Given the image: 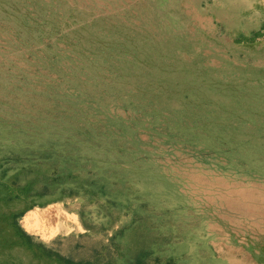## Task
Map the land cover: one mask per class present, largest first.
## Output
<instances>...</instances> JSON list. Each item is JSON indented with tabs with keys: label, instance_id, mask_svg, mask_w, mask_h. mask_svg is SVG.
I'll return each mask as SVG.
<instances>
[{
	"label": "rangeland",
	"instance_id": "rangeland-1",
	"mask_svg": "<svg viewBox=\"0 0 264 264\" xmlns=\"http://www.w3.org/2000/svg\"><path fill=\"white\" fill-rule=\"evenodd\" d=\"M0 264H264V0H0Z\"/></svg>",
	"mask_w": 264,
	"mask_h": 264
}]
</instances>
